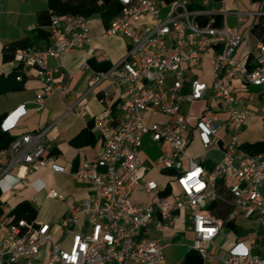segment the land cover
Returning a JSON list of instances; mask_svg holds the SVG:
<instances>
[{
    "label": "built area",
    "instance_id": "2783aa9c",
    "mask_svg": "<svg viewBox=\"0 0 264 264\" xmlns=\"http://www.w3.org/2000/svg\"><path fill=\"white\" fill-rule=\"evenodd\" d=\"M117 1L121 10L101 34L125 38L128 49L118 63L96 73L99 81L123 85L125 96L113 102L109 90L98 94L103 109L92 117L91 130L101 141L99 156L66 169L47 156L45 131L19 135L0 151L6 159L0 164V179L12 175L23 182L48 168L85 184L88 195L61 217V240L53 238L47 222L0 219V229H6L0 237V264H168L164 252L173 241L164 232L180 211L185 212L192 232L189 248L207 262L212 257L210 244L223 226L222 219L208 208L221 198L218 179L227 192L228 220L244 216L264 225V152L251 154L240 140L241 130L256 115L248 100H264V91L256 97L239 94L264 87V40H251L252 27L264 17V9L230 11L225 0L218 10L210 9L208 0L198 5L189 0ZM228 15L238 24L249 16L254 20L247 32L233 33ZM48 28L50 46L16 48L12 56L17 81L23 71L35 69L41 83L34 99L37 111L45 109L46 98L54 92L69 91L67 82L54 78L57 69L48 66V59H60L84 46L91 48L87 17L51 14ZM241 45L244 53L239 58L236 53ZM206 58L209 81L201 79ZM88 66V62L81 65ZM198 101L205 103L200 113L184 110V104ZM24 108L22 104L17 110ZM149 110L166 120L146 123ZM259 117L264 122V110ZM194 130L203 147L197 159L186 155ZM145 140L168 146L157 165L173 178L162 187L146 177L152 164L141 156ZM210 151H217L219 159L208 169L203 162ZM135 188L148 200L133 203ZM163 189L168 193L160 196ZM46 198L61 196L51 188ZM219 260L222 264H264V256L252 253L251 244L241 242Z\"/></svg>",
    "mask_w": 264,
    "mask_h": 264
},
{
    "label": "crops",
    "instance_id": "0c3cea01",
    "mask_svg": "<svg viewBox=\"0 0 264 264\" xmlns=\"http://www.w3.org/2000/svg\"><path fill=\"white\" fill-rule=\"evenodd\" d=\"M189 1L194 5H198L204 0ZM208 3L209 8L212 10H218L223 6L221 0H208ZM225 7L230 11L261 10L264 9V0H225ZM46 9V0H0V79L14 71L16 67L13 59L7 60L4 58L2 54L4 46L15 40L32 37L34 35V29L37 26L38 13ZM253 20L254 17L249 16L242 24H238L237 19L233 15H228L227 24L231 32L245 33L250 29ZM107 24L100 13L92 14L87 17V25L90 28L92 37L91 48L84 46L81 49H76L62 55L60 59H48V66L52 69H57L54 72V78L67 82L69 91L66 94L56 91L47 97L43 111H37L34 105L35 96L41 89V83L36 77L34 68H28L22 72L23 88L21 90L6 93L0 92V115L3 116L0 125L1 130L9 132L14 138L26 133L45 131L44 140L47 143V156L53 158L54 163L66 169H75L84 160H93L101 153V141L98 135L92 130V139L78 145L73 143V139L92 122V117L102 111L103 106L98 101L99 92L102 89L109 90L113 94V102H118L125 96V88L123 85L111 83L108 80L99 81L96 73L98 71L93 70L90 65L88 67H81L90 57H93L98 62L107 61L113 65L125 56L128 49V42L125 38L121 36H102L101 33L107 27ZM30 28L34 29L31 30ZM254 33L252 32V42H255L257 39L255 36L256 33ZM35 45L42 48L48 47L51 45V39L50 37L48 39H37ZM243 53L244 49L243 45H241L236 55L242 58ZM103 54H106L107 59ZM208 70L209 59L206 58L204 61V71L201 75V79L204 81L210 80ZM247 92L239 91V94L243 96ZM22 104H25L24 110L18 111V107ZM204 107V101H198L188 104L187 109L185 107L183 108L187 112L198 114ZM78 112L81 116L76 115ZM157 117H160L161 120H157ZM254 118L258 119L260 124L264 126V122L260 119L259 114L251 117L250 120ZM165 120L163 115L154 110H149L145 119L148 124L152 122H164ZM243 129L240 132V140L242 143L257 140L264 141V139H256L253 141L244 140L242 138ZM148 143L161 151L159 155L168 153V146L165 143H153L145 140L143 147ZM143 147L141 151L142 159L152 164L146 173V177L150 178L149 176L155 172L162 175L166 174L154 162L159 155L155 159L151 158L146 154ZM212 152L218 153L217 151ZM202 153L203 147L201 139L198 132L194 130L186 147V155L197 159ZM5 161V157L0 155V164L5 163ZM206 161L214 163L209 158ZM187 165V160H184L183 166L187 167ZM15 172H17V169H14L12 173L15 174ZM155 181L160 187L164 185L156 179ZM51 188L64 195V199L59 201V199L46 198V192ZM88 192V187L85 184L73 180L71 176L65 173H53L48 168L32 173L23 182H19L12 175H6L0 179V200L3 211L0 219L8 222L10 220L8 215L9 211L18 202L34 199L33 204L38 211L36 219L49 223L53 230V238L55 240H61L63 238V230L59 224L61 217L69 208L83 202ZM131 200L133 203H143L148 200V197L141 189L135 188ZM48 205L57 208L59 211L55 220L48 221L43 218V215H40V208ZM238 217L252 219L254 223L260 224L255 222L253 218ZM238 217L233 221L239 229V233H229L233 241L229 249L236 243L241 242L245 245L251 244L252 253L264 256V225L261 224V232L256 230V236H252L254 231L247 232L242 229L237 222ZM182 221L187 222L185 212H183ZM165 232L169 236H166L164 233V237L172 239L174 243L179 238L181 231L175 228V224H173ZM5 233V228L0 229V237L4 236ZM213 242L210 244L212 257L214 256V251L212 250ZM218 262L222 264L220 260ZM211 263L206 262V264Z\"/></svg>",
    "mask_w": 264,
    "mask_h": 264
},
{
    "label": "trees",
    "instance_id": "16d2710c",
    "mask_svg": "<svg viewBox=\"0 0 264 264\" xmlns=\"http://www.w3.org/2000/svg\"><path fill=\"white\" fill-rule=\"evenodd\" d=\"M47 9L40 11L37 16V26L34 29V35L32 37H26L23 39L15 40L7 43L2 51L5 59H12L13 52L16 48H25L36 44L37 39H48L50 37V30L48 28L50 24V15L56 14H75L83 17H89L92 14L100 13L107 24L108 21L121 10V5L117 0H46ZM101 1V4L98 3ZM108 25V24H107ZM252 32H255L257 38L264 40V17L258 20V23L252 27ZM90 67L95 71H106L111 64L107 61L98 62L93 57L87 59ZM18 72L15 70L9 74L1 77L0 79V92L6 93L11 91L21 90L23 88V77L20 81L16 80ZM3 116L0 115V125ZM14 139V136L9 132L1 130L0 127V151L7 148L10 142ZM92 139L91 123L87 125L74 139L73 143L76 145L84 143ZM241 147L251 154H259L264 152V141L257 140L254 142H243ZM208 169L213 167V163L209 161L203 162ZM218 193L221 198L214 200L209 205V210L212 213L222 219L223 226L230 229L234 234L239 233V229L235 225L233 220H228L227 215L229 213V205L226 203L227 192L224 190L221 180H217ZM167 189H163L159 192L160 196L166 195ZM1 195V193H0ZM2 202L0 200V216L2 215ZM37 208L35 205L28 201L22 200L13 207L8 215L11 220L24 218L27 221H33L37 217ZM179 264H206V262L199 256V254L193 250L188 249Z\"/></svg>",
    "mask_w": 264,
    "mask_h": 264
},
{
    "label": "rangeland",
    "instance_id": "374dc122",
    "mask_svg": "<svg viewBox=\"0 0 264 264\" xmlns=\"http://www.w3.org/2000/svg\"><path fill=\"white\" fill-rule=\"evenodd\" d=\"M252 40V39H251ZM262 91H264V87H251L249 89V92L245 93L243 96L248 97L254 93L255 97L259 95ZM249 106L254 110V112L258 115L261 113V110H264V100L259 99L256 97L254 101H250ZM185 109L188 108V104L183 105ZM157 120H161L160 117H157ZM243 133V139L246 141H253L256 139H264V126H262L258 119L254 118L251 119L247 126L242 131ZM218 136H221V133L218 134ZM146 146L143 147L145 149L146 154L149 155L151 158H156L161 151L159 149H156L153 147V145L145 144ZM207 158H209L212 162H216L219 159V154L215 152H208ZM158 158L154 160L155 163H157ZM150 178L156 179L159 183L165 184L167 181L171 180L173 177L171 175L166 174H158L157 172L152 173ZM161 180V181H160ZM61 199L59 201L64 199V195H62L59 191H57ZM41 214L45 218V220H55L57 218L58 209L48 206H43L40 208ZM43 212V213H42ZM184 211H180V215L177 219H175L174 224L175 228L179 229L180 236L175 240V242L165 249V255H166V261L168 264H179L181 261L184 253L189 249V246L192 242V232L190 230V226L188 222L182 221ZM238 224L241 226L242 229L246 230L247 232H253L252 236H256V230L261 232L262 231V225L256 224L253 222L252 219H242L240 217L237 218ZM166 236H169L166 232H164ZM221 234L219 237L213 242V248L214 256L209 259L208 262H212L211 264H219V258L226 256V252L228 253L229 247L233 244L232 238L230 237V234H232V231L228 229L227 227H223L221 229ZM61 236V235H60ZM224 255V256H223Z\"/></svg>",
    "mask_w": 264,
    "mask_h": 264
}]
</instances>
